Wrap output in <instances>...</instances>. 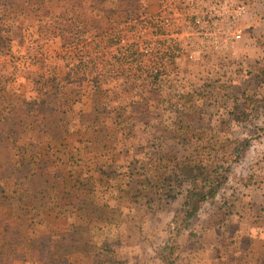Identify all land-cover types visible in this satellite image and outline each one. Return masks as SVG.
I'll use <instances>...</instances> for the list:
<instances>
[{"label": "rangeland", "instance_id": "374dc122", "mask_svg": "<svg viewBox=\"0 0 264 264\" xmlns=\"http://www.w3.org/2000/svg\"><path fill=\"white\" fill-rule=\"evenodd\" d=\"M38 1L16 17L11 30L1 33L6 45L0 46V89L19 100L25 137L1 149L0 158L28 160L35 152L47 169L48 161L42 155L52 152V122L63 111L65 120L72 122L77 111L58 110L57 93L69 85L77 91L76 87L88 88L107 79L125 86L126 90L120 91L125 106L98 105L101 123L90 122L88 129L69 123V129L77 126L83 131L82 138L69 136L70 148H90L86 133L102 136L107 145L132 137V149L124 155L111 152L117 161L112 169H85L77 163L81 161L78 155L69 156L73 163L64 165L67 149L51 140L59 148L55 160L62 158V164L49 159L47 170L58 178L45 186L49 190L53 186L51 196H56L57 209L39 220L35 213H20L18 203L14 210L0 203V264H47L56 236L78 222L70 207L71 202L76 207L77 194L116 212L111 226L83 219L90 227L86 239L97 246L94 264H264V0H245L247 9L240 21L243 36L233 52L180 63L188 73L182 95L191 102L179 121L190 122L199 134L219 141L233 139L242 151L237 162L230 164L226 185L200 205L195 217L178 233L173 229L179 222L172 219L176 214L180 217L182 200L168 199L165 194L171 190L166 185L160 192L163 195L151 202L131 198L126 185L127 175L145 165L148 158L170 150L182 155L189 149L174 139L178 117L170 112V104L178 98H169L151 82L138 80L129 60L127 72L119 77L103 75V61L109 52L103 44L105 34L156 13L165 0ZM80 4V11L70 9ZM100 8L109 21L103 25L100 12H94ZM76 94L83 97L86 90ZM3 127L0 121V129ZM30 143L36 144V151H31ZM37 183V187L43 184ZM12 189L7 174L1 171L0 191L11 196ZM220 214H224L223 222ZM67 259L71 264H90L87 259L82 261L81 254Z\"/></svg>", "mask_w": 264, "mask_h": 264}, {"label": "trees", "instance_id": "16d2710c", "mask_svg": "<svg viewBox=\"0 0 264 264\" xmlns=\"http://www.w3.org/2000/svg\"><path fill=\"white\" fill-rule=\"evenodd\" d=\"M38 2V0H0V46L6 45L1 33L11 30L16 17ZM184 96H179L176 102L170 104V112L178 117L174 139L182 145H188L189 149L182 155L171 150L165 153L159 152L148 158L145 165L131 171L127 175L126 182L133 199L141 197L151 202L163 195L160 192L165 185L171 190L165 194L168 199L180 198L182 200L178 210L180 217L176 214L172 219V222H179L173 229L177 233L195 217L200 205L213 199L226 185L230 164L237 162L238 154L242 151V147H238L237 141L233 139L226 137L219 141L215 136L199 134L200 131L193 128L190 122L181 123L179 117L186 104L191 102ZM18 101L5 90L0 94V121L4 126L0 129V150L19 143L25 137L24 124L19 118ZM59 115V119L52 122L51 130V140L57 146L62 141V135L68 134V131L73 129V127L69 129V121L65 120L64 113L60 112ZM29 145L31 151H36V144ZM1 171L7 174L8 180L14 187L10 192L11 196H7L3 190L0 191V203L3 206L14 210L18 203L21 208L17 210H20V213L24 215L35 213L34 216L39 220H42L49 210L57 209L56 196L55 198L51 196L53 186L50 185L49 190L45 184L54 178L57 179L58 175L54 174L55 172L50 174L46 168H43L38 154L34 152L28 160L10 162L0 158V173ZM40 181L43 184L37 187V182ZM177 183L179 189L175 190ZM75 199L77 201L75 215L78 222L70 224L56 236L59 238L53 244L47 264H71L67 258L74 254H81L82 261L87 259L90 264H94L93 252L97 250V246L86 239L90 227L89 224L83 223V219L104 226H111L115 222L116 212L106 204L94 199L88 201L85 195L81 194H77ZM220 217L219 221L223 222L224 214H220ZM98 247L102 249V246Z\"/></svg>", "mask_w": 264, "mask_h": 264}, {"label": "built area", "instance_id": "2783aa9c", "mask_svg": "<svg viewBox=\"0 0 264 264\" xmlns=\"http://www.w3.org/2000/svg\"><path fill=\"white\" fill-rule=\"evenodd\" d=\"M246 9L245 0H165L156 13L105 34L103 44L109 52L103 75L119 77L127 72L129 60L138 80L176 99L188 79L180 63L233 52L243 36L240 21Z\"/></svg>", "mask_w": 264, "mask_h": 264}, {"label": "crops", "instance_id": "0c3cea01", "mask_svg": "<svg viewBox=\"0 0 264 264\" xmlns=\"http://www.w3.org/2000/svg\"><path fill=\"white\" fill-rule=\"evenodd\" d=\"M83 5L80 4L79 6L75 5L73 7H70V9H72L73 11H80L82 9ZM62 9V8H61ZM94 12H100V18L103 20L100 22L101 25H103V23L109 22L108 18L106 17L107 14H105V10L103 8H100V10H95ZM93 12V14H94ZM70 22H72L73 20H69ZM98 23V22H97ZM97 27V26H95ZM108 82H104L102 84H94L91 87L88 88H83L86 90V95L83 97H80V95H77V91L79 90H83L81 88H77V91L74 88H63L60 89V92L57 93V108L58 110H63L66 108H69L71 110L72 109H77V111H74L75 113L74 116L72 117V122L69 121V123H75L78 125H84L87 128V125H89L90 122H92V124L94 123H99L101 122L100 117L97 113V108L98 105H106V103H108V105H114L116 103H118V105H123L125 106V99L121 98V94L120 91L126 90L124 87L125 86H120L121 81L116 80L113 82H110L107 79ZM137 84V83H136ZM135 84V85H136ZM79 87H82L81 84H79ZM84 87V86H83ZM143 88V87H142ZM144 89V88H143ZM135 90H139V89H135ZM141 90V89H140ZM100 91V92H99ZM113 94V96H112ZM79 98H82L81 101H78ZM121 98V101L119 100ZM112 102V103H110ZM66 107V108H65ZM64 112V111H63ZM71 112V111H70ZM75 129H71L68 131V134L62 135V141L60 143V145L62 144V148H66L67 153L66 155L68 156V161H64V165H66V162H68V164H72L73 162H71L69 158V156L71 155H78V157L81 158L80 162H77L79 164H82L80 166H82L85 169H89V168H93V169H112L114 167V165L116 164V158L112 156L111 152H113L114 154H118V155H124L126 152H130L131 153V142L129 141H133L132 137H124L123 138V142L122 143H115L112 145L110 144H106V142L104 141L105 138L101 137H95L91 134H84V139L87 140L88 142V146H90V148H83V147H77V148H70L71 147V142H70V135L71 136H78L79 138L83 137V134L80 128H78L77 126H75ZM85 128V129H86ZM83 129V128H82ZM100 136V134H97ZM93 136V137H92ZM110 137V136H109ZM108 138V137H107ZM109 139V138H108ZM136 140H138V138H136ZM59 145V146H60ZM87 145V144H86ZM49 146L52 148V152H45L42 157H44V160L47 159L46 161H48L46 163V167L47 169L50 167V158L54 161H60V164H62V158L60 159H56V156H60L56 154V151L59 148H55V146H53V143L51 142V136H50V141H49ZM57 146V147H59ZM48 148V147H47ZM64 151V150H63ZM65 152V151H64ZM86 156V157H84ZM70 166V165H69ZM111 166V167H110ZM117 167V166H116ZM71 208H73V210L76 212L75 210V204L73 202H71L70 204Z\"/></svg>", "mask_w": 264, "mask_h": 264}]
</instances>
